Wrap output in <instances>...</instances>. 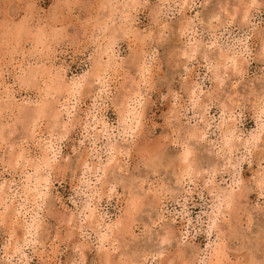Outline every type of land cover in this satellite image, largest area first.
I'll use <instances>...</instances> for the list:
<instances>
[{
  "label": "rangeland",
  "instance_id": "374dc122",
  "mask_svg": "<svg viewBox=\"0 0 264 264\" xmlns=\"http://www.w3.org/2000/svg\"><path fill=\"white\" fill-rule=\"evenodd\" d=\"M137 1L127 14L138 39L131 32L115 40L97 88L86 75L108 0H0V264H264V0ZM38 29L48 48L37 44ZM39 66L52 76L23 82ZM60 69L69 83L82 81L77 107L72 100L69 113L43 114L34 127L24 111L53 101L44 88ZM137 84L139 121L121 114L123 95ZM33 128L35 139L59 146L50 166ZM188 148L192 167L184 170L178 161ZM20 149L26 160L15 163ZM37 164L44 178L35 187ZM21 224L35 225L33 242L21 239ZM10 247L17 252L7 259Z\"/></svg>",
  "mask_w": 264,
  "mask_h": 264
},
{
  "label": "bare ground",
  "instance_id": "6f19581e",
  "mask_svg": "<svg viewBox=\"0 0 264 264\" xmlns=\"http://www.w3.org/2000/svg\"><path fill=\"white\" fill-rule=\"evenodd\" d=\"M164 1V0H163ZM185 1V0H184ZM183 1V2H184ZM190 1V0H189ZM114 2H116V1H114ZM111 3V0H108V3H103L102 4V9H104V11H101L102 12V15H101V19L99 20L98 19V23H99V21H100V26L101 27H98V26H96L95 24L97 23V21H96V23L94 24V26L96 27V31L95 32H97V31H100V30H102L101 32L103 33V38H101L102 39V41L100 40V41H98L97 42V44H95L96 45V49H95V53H94V57H93V59H92V63H90L91 64V68L89 69V73L87 72V75L86 76H88V78H87V82H91V83H94V82H96L97 83V88L99 87V88H101V87H103L104 86V84L106 83V81H105V78H106V75L109 73L108 72V67H110V63H109V61H108V59H105V56H109L110 57V54H109V52L110 51H113V53H114V49L112 48L113 47V45H114V43H115V40L117 39V41H118V38L119 37H124V35L126 36H129L128 34L129 33H131L132 32V30H131V32H129V29H131L130 28V25L128 24L129 22H128V18H129V14H127V12L128 11H130V9H132V8H134V7H136L138 4H140V1L138 2L137 0H123V2L122 3H117V4H115V3ZM138 2V3H137ZM182 3V2H181ZM137 9V8H136ZM132 10H134V9H132ZM117 11H119L118 12V14L120 15V20L119 21H117L116 22V20L118 19H115V17H117L116 16V12ZM101 12H100V14H101ZM132 12V11H131ZM131 12H128V13H130V14H132ZM133 12H136V10L135 11H133ZM249 12V11H248ZM98 16V15H97ZM134 16V15H133ZM245 16H247V13H246V15ZM98 17V18H99ZM245 18V17H244ZM96 19V18H95ZM131 19V18H130ZM131 21V20H130ZM89 24V23H88ZM97 25H99V24H97ZM26 26V25H25ZM84 26V25H83ZM92 26H93V24H92ZM187 26V25H186ZM86 27V26H85ZM91 27V26H90ZM86 28H88V27H86ZM86 28H83V30L85 31V29ZM181 28V27H180ZM88 29H90V28H88ZM19 30V29H18ZM20 31V30H19ZM21 31H22V29H21ZM88 31V30H87ZM187 31V30H186ZM93 32V31H92ZM95 32H93V34H92V36L94 35V37L95 36H97L96 37V39L98 38V36L99 35H97V34H94ZM134 32V31H133ZM132 32V33H133ZM17 33H18V31H17ZM30 33V32H29ZM86 33V32H85ZM88 33V32H87ZM99 33V32H98ZM131 33V34H132ZM14 34V33H13ZM91 34V33H90ZM134 34V33H133ZM132 34V35H133ZM16 35H18V34H16ZM35 35L36 36H34V38L36 37V41H37V44L39 43L41 46H43V47H47V44H46V40L48 39L47 38V35H46V33L42 30V29H38L37 31H36V33H35ZM131 35V36H132ZM137 35H139V34H137ZM134 37H137V39H138V36H135V34L133 35ZM14 38V37H13ZM13 38H11V41H12V39ZM51 38V37H50ZM49 38V39H50ZM93 38V37H92ZM139 38H141V40H143L142 39V37H140V35H139ZM18 39V38H17ZM95 39V38H94ZM16 40V39H15ZM21 40V39H20ZM17 41V40H16ZM19 41V40H18ZM33 41H34V39H33ZM93 41V40H92ZM15 42V41H14ZM50 43H51V41H49ZM94 42V41H93ZM9 43H12V42H9ZM36 43V42H35ZM92 43V42H91ZM143 43V42H142ZM116 44H117V42H116ZM17 45V44H16ZM33 45V44H32ZM11 46H12V44H11ZM13 47H14V45H13ZM23 47V46H22ZM36 47V46H35ZM34 48V47H33ZM38 48V47H37ZM48 48V47H47ZM50 48V47H49ZM196 48V47H195ZM25 49V48H24ZM44 49H46V48H44ZM43 49V50H44ZM34 51H35V49H33ZM19 51V50H18ZM38 51V50H37ZM40 51V50H39ZM115 51H116V49H115ZM192 51H195L194 50V47L192 46V47H190V49H188V52H192ZM118 52V51H117ZM24 53V52H23ZM22 53V51H21V54H23ZM29 53V52H28ZM34 54H35V52H33ZM33 53H32V55H33ZM190 53H189V55H190ZM223 53H225V52H223ZM55 54V53H54ZM144 54V53H143ZM143 54H141V55H143ZM24 55V54H23ZM45 55V54H44ZM115 55V54H114ZM114 55H112V56H114ZM218 55H220L219 53H218ZM22 56V55H21ZM46 56V55H45ZM117 56H118V54H117ZM137 56V55H136ZM232 57V56H231ZM136 58V57H135ZM139 58V57H138ZM220 58H222V61H223V63H221V64H224L227 60H229L230 58L228 57V56H226V54L223 56V55H220ZM229 58V59H228ZM233 58H234V56H233ZM39 59H40V57H39ZM112 59V58H111ZM217 59H219V58H217ZM236 59H238V58H236ZM236 59H233V65H231V66H233V68H235V69H237V60ZM15 60V59H14ZM117 60V59H116ZM115 60V61H116ZM136 60H134V63H136L135 62ZM231 61H232V58H231ZM117 62V61H116ZM137 62H138V60H137ZM219 62V61H218ZM229 62H230V60H229ZM240 62H242V61H240ZM232 63V62H231ZM230 63V64H231ZM45 64V63H44ZM241 64V63H240ZM137 65V64H136ZM140 65V64H139ZM227 65V64H226ZM226 65H223V67L225 66L226 68H227V66ZM52 66V65H51ZM62 66V65H61ZM114 66V65H113ZM112 66V67H113ZM40 67V68H39ZM38 68H32V69H30L29 68V74H28V77H26V78H21V79H23V82H25V83H28V82H30V81H36L37 79H39V77H41V76H43L44 74L45 75H47V77H49L48 75H50L51 74V67L49 68H47V69H43L41 66H39ZM43 67H45V66H43ZM53 67V66H52ZM140 67V66H139ZM241 67V66H240ZM3 68V67H2ZM62 68V67H61ZM141 68V67H140ZM20 69H22L21 67H20ZM24 69V68H23ZM112 69V68H111ZM218 69V68H217ZM231 69V68H230ZM235 69H233V70H235ZM141 70H142V68H141ZM232 70V71H233ZM241 70V69H240ZM239 70V71H240ZM22 71V70H21ZM63 71H65V69H63ZM214 71V70H213ZM239 71L237 70H235V72L237 73H239ZM24 72V71H23ZM27 72V71H26ZM25 72V73H26ZM64 73V72H63ZM63 73H62V71H61V69H60V71H57L56 72V70H55V74H54V78L52 79V84H50L49 82L46 84V86H45V88L44 89H46V94L47 95H49L50 96V98L51 97H54V99H53V101H51L50 103L49 102H43V104H41L40 106H38V107H36V108H34V109H26V111H24V114H23V117L25 116V118L29 121L30 120V124H34V123H36V119L38 118V117H43V116H41V115H43V114H45L46 115V113H50V112H55V114H51V115H53V117H58V116H60V113H61V111L62 110H64L63 112H65V110H66V112H70L69 110L71 109L70 107H71V102H72V100H74L75 98H77V92H79V88L81 87V83H82V81L80 82V81H77V80H74V81H72L71 79V81L72 82H68L67 80H66V78H65V74L63 75ZM3 74V73H2ZM218 74H220V72L218 73ZM22 75V74H21ZM27 75V74H26ZM44 75V76H45ZM50 76H52V75H50ZM1 77H3V76H1ZM22 77V76H21ZM43 79V78H42ZM46 79V78H45ZM48 79V78H47ZM50 79H51V77H50ZM69 80V81H70ZM22 81V80H21ZM16 82V81H15ZM18 83V82H17ZM140 83H141V81H140ZM6 85V84H5ZM11 86V85H10ZM9 86V87H10ZM139 84H137V86L136 87H132L131 89H129L128 90V92L127 93H125L123 96H124V99L122 98V100H121V103H122V105H123V109H121V111L123 110V112H121V114H122V117L123 118H125L126 117V119L128 118H130V116L131 115H133V119H135V120H138L139 121V119H141V118H139L140 116L139 115H141V114H136V113H140V112H138L137 110V107H136V105L135 106H133L132 105V101L134 102V101H136V102H138L139 100H138V97L141 95L140 93V88H139ZM2 88H3V85H2ZM10 88H12V86L10 87ZM10 88H7V89H10ZM14 88V87H13ZM12 88V89H13ZM5 89V88H4ZM2 90V89H1ZM0 90V91H1ZM11 90V89H10ZM99 90V89H98ZM3 92L5 93V91L3 90ZM97 92V91H96ZM100 92V91H99ZM8 93V92H7ZM11 93V92H10ZM1 95H3V94H1ZM4 95H7V94H4ZM55 95H57V96H55ZM98 96V95H97ZM1 97V96H0ZM12 93H11V99H12ZM93 97V96H92ZM94 98V97H93ZM96 98V97H95ZM14 99V98H13ZM48 99V98H47ZM78 99V98H77ZM1 100H2V97H1ZM51 100V99H50ZM79 100V99H78ZM45 101V100H44ZM81 101V100H80ZM95 101V100H94ZM10 102V101H9ZM1 103V102H0ZM4 103V102H3ZM74 103H75V106L77 107V105H76V103H78V102H75V100H74ZM84 103V102H83ZM96 104V103H95ZM135 104V103H134ZM131 105L133 106V107H131ZM1 106V108L3 107V105H0ZM10 106V105H9ZM56 106V107H55ZM74 106V105H73ZM142 106V105H141ZM141 106H139V107H141ZM8 108V107H7ZM28 108V107H27ZM57 108V109H56ZM78 108H79V106H78ZM262 108V107H261ZM21 109V108H20ZM88 109V108H87ZM142 109V108H141ZM3 110V109H2ZM23 110H24V108H23ZM131 110H132V113H131ZM260 110V109H259ZM1 111V110H0ZM21 111V110H20ZM19 111V112H20ZM89 111V110H88ZM22 112V111H21ZM20 112V113H21ZM258 112V111H257ZM260 113H264V109L262 108V110L261 111H259ZM23 113V112H22ZM259 113V114H260ZM144 114H145V112H144ZM143 114V111H142V115H144ZM141 115V116H142ZM261 115V114H260ZM94 116V115H93ZM45 117V116H44ZM43 117V118H44ZM39 118V119H40ZM122 118V119H123ZM134 120V121H135ZM53 121H55V120H53ZM56 122V121H55ZM59 122V121H58ZM58 122H57V124H58ZM124 122H125V120H124ZM129 122V121H128ZM127 122V123H128ZM37 123H38V120H37ZM36 123V124H37ZM83 126H82V128L84 129V128H86L87 129V125H88V123H87V119L86 120H83ZM135 123H137L136 121H135ZM29 124V125H30ZM64 124H65V126H67V124L64 122ZM74 124V123H73ZM90 124V123H89ZM124 126H125V124H123ZM131 126L133 125V122H132V118H131V124H130ZM25 126V125H24ZM23 126V127H24ZM27 126H28V124H27ZM27 126H25V127H27ZM53 126H55V125H53ZM63 126V125H62ZM73 126V125H72ZM130 126V127H131ZM136 126V125H135ZM220 126H223L222 124H219V127ZM228 126V125H227ZM25 127H24V129H25ZM34 127H36V125L34 124ZM38 127V126H37ZM129 127V128H130ZM1 128V127H0ZM40 128V127H39ZM68 128V127H67ZM70 128V127H69ZM125 128V127H124ZM128 128V129H129ZM27 129V128H26ZM31 128H29V130H30ZM36 129V128H35ZM38 129V128H37ZM51 129H52V127H51ZM64 128H62V129H60V131H62ZM132 129V128H131ZM134 129V128H133ZM227 129V128H226ZM1 130H3V129H1ZM1 130H0V132H1ZM52 130H54V128L52 129ZM67 130V129H66ZM70 130V129H69ZM222 130L225 132V130L222 128ZM221 130V131H222ZM228 130V129H227ZM36 132V130H34V128L31 130V131H29L30 133H29V135H30V137H31V139H35V137L36 136H34L35 134V132ZM87 131V130H86ZM229 131V130H228ZM32 132V133H31ZM50 132V131H49ZM55 132V131H54ZM54 132H52V133H54ZM3 133H4V130H3ZM3 133H2V135H1V133H0V135L4 138V136H3ZM61 133V132H60ZM65 133V132H64ZM51 134V133H50ZM50 134H49V137H51L50 136ZM192 134V133H191ZM195 134H197V132L195 133ZM224 134V133H223ZM229 134V133H228ZM231 134V133H230ZM226 136H227V134H226ZM226 136H222L224 139H225V137ZM29 137V136H28ZM38 138L37 139H35L36 141H38L37 143H38V145L37 146H40L41 148H42V150L44 151V153H45V161H44V163L46 164V165H49L50 166V164H47V162L50 160V158H49V155H50V153H53V151H55V148L56 147H59V146H56L55 147V143H53V140L51 139V138H45V139H43L44 137H42L41 135H40V137L39 136H37ZM195 137V136H194ZM196 137H198V136H196ZM200 137V136H199ZM3 138H1L0 137V139H3ZM54 138V137H53ZM223 138H222V140H223ZM228 138V137H227ZM230 138V137H229ZM228 138V139H229ZM24 140V139H23ZM226 140V139H225ZM230 140V139H229ZM32 141V140H31ZM36 141H35V143H36ZM57 141V140H56ZM224 141V140H223ZM222 141V142H223ZM233 141H234V139H233ZM229 142V141H228ZM227 142V143H228ZM225 143V142H224ZM25 145H27L26 143H24ZM23 144V145H24ZM55 144V145H54ZM222 144V143H221ZM231 144H232V142H231ZM22 145V146H23ZM54 145V146H53ZM20 146V145H19ZM36 146V147H37ZM223 146V145H222ZM225 146V145H224ZM227 146V145H226ZM25 147V146H24ZM112 147V146H111ZM232 147V146H231ZM231 147H229V148H231ZM27 148V147H26ZM116 148V147H115ZM225 148H228V147H225ZM228 148V149H229ZM190 148H188L185 152L186 153H188V154H190L191 153V149L189 150ZM223 149H224V147H223ZM227 149V150H228ZM21 150V149H20ZM113 150H115V149H113ZM117 151H119L118 149H116ZM22 151H24V150H21V152H17V153H14V155L12 156V159H13V161L15 162V163H19V162H21V161H24V160H26V158H24V156H23V154H22ZM28 151V150H27ZM26 151V152H27ZM223 151H225V150H223ZM41 152V151H40ZM185 152H183L184 154H183V156L181 157V161H178V163L180 164V162H181V167H183V169L184 170H186V169H191V167H192V159H191V161L188 159V155H186V153ZM230 152V151H229ZM24 153V152H23ZM119 153V152H118ZM12 155V154H11ZM43 155L44 154H42V157L41 158H43ZM52 155V154H51ZM111 155V154H110ZM179 156H181V154L179 155ZM190 156V155H189ZM113 157V156H112ZM111 157V158H112ZM11 158V157H10ZM54 158H55V156H54ZM34 159V158H33ZM36 159V158H35ZM56 159V158H55ZM54 159V160H55ZM109 159V158H108ZM51 160H52V162H53V158H51ZM178 160H179V157H178ZM8 161H10V160H8ZM7 161V162H8ZM27 161H28V158H27ZM31 161V160H30ZM30 161H29V164L30 165H32L31 163H30ZM38 161V160H37ZM43 161V160H42ZM185 161H187V162H185ZM10 163H12V161L10 162ZM34 163V162H33ZM49 163V162H48ZM84 163V162H83ZM9 164V163H8ZM14 163H12L11 165L12 166H14V167H16L15 165H17V164H15V165H13ZM26 164V163H25ZM24 164V165H25ZM27 164H28V162H27ZM35 164V163H34ZM39 164V163H38ZM37 164V166H35V177H34V180H35V183H34V185H35V187H37V185H40L41 184V182H42V180H43V178H42V174H41V172H43L42 171V169H43V166H42V169H41V166H39ZM107 164H109V163H107ZM178 164V165H179ZM51 165H52V163H51ZM87 166V165H86ZM18 167V166H17ZM30 167H32L33 168V166H30ZM101 167V166H100ZM51 168H54V167H52L51 166ZM108 168V165H107V167H103V171H104V173H105V171H106V169ZM22 169V168H21ZM24 169H26V168H24ZM47 169V168H46ZM48 169H50V168H48ZM40 170H41V172H40ZM84 170V169H83ZM22 171V170H21ZM99 171V170H98ZM108 171V170H107ZM23 172V171H22ZM44 172H45V170H44ZM96 172H97V170H96ZM85 173V172H84ZM32 174H30V176H31ZM30 176L28 177L29 179H28V181H30ZM44 176V175H43ZM45 177H47V176H45ZM179 178V177H178ZM263 178V177H262ZM47 179V178H46ZM45 179V180H46ZM81 179V178H80ZM185 179V178H184ZM33 180V179H32ZM44 180V181H45ZM178 180V179H177ZM263 180V179H262ZM48 181V180H47ZM32 182V181H31ZM33 183V182H32ZM88 184V183H87ZM31 185V184H30ZM42 185V184H41ZM45 185V184H44ZM179 185H181L180 184V181H179ZM184 185V184H183ZM5 185L4 184H2V187H1V185H0V187L4 190V187ZM8 186H11V185H8ZM43 186V185H42ZM7 187V186H6ZM5 187V188H6ZM211 187H213V186H211ZM1 188H0V204L1 205H4V200H5V191H3V190H1ZM36 189V188H35ZM181 189H183V188H181ZM7 190H9V188L7 189ZM28 191H30L29 189H27ZM184 190V189H183ZM228 190V189H227ZM226 190V191H227ZM109 191H110V189H109ZM186 191V190H185ZM210 191H212V190H210ZM224 192V191H223ZM233 192H235L234 190H233ZM237 192V191H236ZM8 193V192H7ZM27 193V191L25 192V195H27L26 194ZM41 193V192H40ZM29 194V193H28ZM33 194V193H32ZM219 194V193H218ZM38 195H39V193H38ZM223 195V194H222ZM225 198H227V199H229V197H230V199L226 202V203H230L231 202V200L232 201H235V200H233L234 198H235V195H234V193H232V190H231V188H230V191H228V192H226L225 194ZM30 196V195H29ZM237 196V195H236ZM101 197V196H100ZM99 197V198H100ZM41 198V197H40ZM137 199V198H136ZM219 199V198H218ZM36 200V199H35ZM135 201H137V200H135ZM223 201H224V199H223ZM4 202V203H3ZM226 203H223L224 205L226 204ZM233 203V202H232ZM231 204V203H230ZM0 205V206H1ZM6 205V204H5ZM8 206V205H7ZM224 207H227V205H225ZM6 209H7V207H6ZM12 209H13V212H14V207H12ZM219 209V208H218ZM226 209V208H225ZM1 210V209H0ZM8 210H10V209H8ZM7 210V211H8ZM71 211H73V210H71ZM227 211V210H226ZM3 212V211H2ZM4 212H6L5 210H4ZM3 212V213H4ZM70 212V211H69ZM2 213V214H3ZM10 213V212H9ZM9 213H7V215H6V217H7V219H8V215H10ZM72 213H74V212H72ZM0 215V216H3V215ZM6 214V213H5ZM13 215H15V216H17V212H14V213H12ZM75 214V213H74ZM216 214V213H215ZM222 214V213H221ZM224 214V213H223ZM71 215V214H70ZM73 215V214H72ZM90 215V217H91V214H89ZM89 215H87V218H88V216ZM5 216V215H4ZM12 216V215H11ZM76 216V215H75ZM74 216V217H75ZM89 217V218H90ZM15 218H17V217H15ZM15 218H14V220H15ZM73 218V217H72ZM76 218V217H75ZM86 218V217H85ZM92 218V217H91ZM96 218V217H95ZM3 218H1V220H2ZM92 219H94V217L92 218ZM216 219H217V217H216ZM4 220V219H3ZM2 220V221H3ZM9 220H12V219H9ZM17 220V219H16ZM73 220V219H72ZM72 220H71V218H70V221L72 222ZM100 220V219H99ZM79 221V220H78ZM89 221V220H88ZM94 221V220H93ZM214 221H215V219H214ZM213 222V221H212ZM11 223V222H10ZM84 223V222H83ZM93 224L94 223H96V225H97V228H98V225H99V223H98V219L96 220L95 219V222H92ZM79 224V223H78ZM86 224V223H85ZM210 224H212V223H210ZM214 224V223H213ZM80 225V224H79ZM84 225V224H83ZM89 225V224H88ZM90 225H92V224H90ZM114 226V225H113ZM213 226V225H212ZM81 227V226H80ZM86 227V226H85ZM91 228H92V226H90ZM111 227H112V225H111ZM20 228H21V239L22 240H27L29 237L27 236V235H32L33 233V230H35L36 229V227H35V225H33V224H29V225H27V227H26V225H20ZM108 228V227H107ZM109 229H111V228H109ZM123 231V230H122ZM101 232V231H100ZM110 232H112V231H110ZM104 234H108V233H104ZM101 236H104V235H101ZM32 237V236H31ZM105 237H108V236H105ZM99 238H101V237H99ZM101 239H105V238H101ZM33 239L31 238H29V241L30 242H33L32 241ZM105 241H106V239H105ZM221 242V241H220ZM18 243V242H17ZM22 243V242H21ZM218 244H219V242H218ZM17 245V244H16ZM221 245V244H220ZM19 246V245H18ZM216 246V245H215ZM23 247V246H22ZM226 247V246H225ZM224 247V248H225ZM9 248V247H8ZM8 248H6V250L8 249ZM11 248V250L10 249H8V250H10V252L9 251H6V257H7V259H8V257H10L11 256V254H13V253H15V252H17L16 251V249H17V247H10ZM212 248V247H211ZM220 248H222V247H220ZM22 248L20 247L18 250H21ZM213 249H215V247H213ZM216 250V249H215ZM220 251V250H219ZM19 252V251H18ZM217 252V251H216ZM226 252V251H225ZM211 253H212V251H211ZM211 253H209V257H212L213 255H211ZM215 253V252H214ZM218 254V253H217ZM220 254H222V253H220ZM219 254V255H220ZM211 255V256H210ZM216 255V254H215ZM218 255V256H219ZM225 255H226V253H225ZM225 255H224V257H225ZM55 256V255H54ZM217 256V255H216ZM5 257V258H6ZM108 257V256H107ZM221 258V257H220ZM223 258V257H222ZM227 258V257H226ZM105 259H107V258H105ZM218 259H219V257H218ZM252 259V258H251ZM110 260V259H109ZM215 260V259H214ZM225 260V259H224ZM108 261V260H107ZM218 262V261H217ZM211 263H212V260H211ZM215 263V261L212 263V264H214ZM219 263V262H218Z\"/></svg>",
  "mask_w": 264,
  "mask_h": 264
},
{
  "label": "snow or ice",
  "instance_id": "6c2138e0",
  "mask_svg": "<svg viewBox=\"0 0 264 264\" xmlns=\"http://www.w3.org/2000/svg\"><path fill=\"white\" fill-rule=\"evenodd\" d=\"M261 106H262V108H264V97H262V99H261ZM228 138H226V140H227ZM252 141H251V138L249 139V143H251ZM227 146H231V140H229V143H228V145ZM186 155H188V153H186ZM185 162H187V161H185ZM238 166V165H237ZM239 182V181H238ZM260 191H261V195H264V184H262L261 185V188H260ZM75 264H83V261H76L75 262Z\"/></svg>",
  "mask_w": 264,
  "mask_h": 264
}]
</instances>
